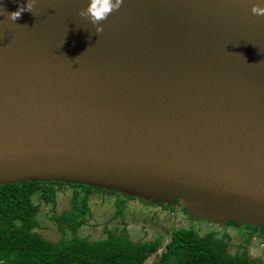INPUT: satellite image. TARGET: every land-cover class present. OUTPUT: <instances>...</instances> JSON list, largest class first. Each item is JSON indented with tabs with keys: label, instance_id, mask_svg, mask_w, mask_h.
<instances>
[{
	"label": "water",
	"instance_id": "95a60500",
	"mask_svg": "<svg viewBox=\"0 0 264 264\" xmlns=\"http://www.w3.org/2000/svg\"><path fill=\"white\" fill-rule=\"evenodd\" d=\"M0 0V186L83 185L264 244V15L256 0Z\"/></svg>",
	"mask_w": 264,
	"mask_h": 264
},
{
	"label": "trees",
	"instance_id": "16d2710c",
	"mask_svg": "<svg viewBox=\"0 0 264 264\" xmlns=\"http://www.w3.org/2000/svg\"><path fill=\"white\" fill-rule=\"evenodd\" d=\"M59 195L68 198V206L57 214ZM94 196L111 198L120 220L126 216L128 203L136 201L116 192L58 182L0 186V264H144L154 255L157 264H263L245 252L229 253L225 229L240 228L258 235L257 228L233 221L220 227L221 238L215 232L202 235L184 228L146 241H134L116 230H106L97 240L80 237L78 231L91 215L89 201ZM45 207L52 212L50 220L60 234L58 240L40 233L39 215Z\"/></svg>",
	"mask_w": 264,
	"mask_h": 264
},
{
	"label": "rangeland",
	"instance_id": "374dc122",
	"mask_svg": "<svg viewBox=\"0 0 264 264\" xmlns=\"http://www.w3.org/2000/svg\"><path fill=\"white\" fill-rule=\"evenodd\" d=\"M68 206V198L60 196L57 198L56 212L60 214ZM91 215L87 222L79 229L78 235L89 240H97L105 236L106 230H116L125 233L134 241H146L156 238L158 234H167L174 229L198 230L202 235L216 233L219 238L222 229L205 221H188L187 216L175 215V212L163 208H145L141 203H128L125 218L120 220L115 216L112 199L105 197H92L89 201ZM52 212L49 208L42 209L39 215L41 226L40 233L46 238L58 240L60 234L51 218ZM186 215V213H185ZM176 216V217H175ZM127 227V228H125ZM229 235V253H247L249 257H258L264 264V244L256 234L249 235L244 229H225ZM158 256L150 257L144 264H157Z\"/></svg>",
	"mask_w": 264,
	"mask_h": 264
},
{
	"label": "clouds",
	"instance_id": "9594fccd",
	"mask_svg": "<svg viewBox=\"0 0 264 264\" xmlns=\"http://www.w3.org/2000/svg\"><path fill=\"white\" fill-rule=\"evenodd\" d=\"M123 0H87L84 8L77 11L79 17L87 19L93 25L94 33L99 35L103 31L102 21L105 20L110 13L118 10ZM37 0H24L18 4L15 11L7 12L8 20L16 22L24 12H32L36 6ZM250 12L253 15H264V0H256L250 6Z\"/></svg>",
	"mask_w": 264,
	"mask_h": 264
},
{
	"label": "flooded vegetation",
	"instance_id": "af4514ba",
	"mask_svg": "<svg viewBox=\"0 0 264 264\" xmlns=\"http://www.w3.org/2000/svg\"><path fill=\"white\" fill-rule=\"evenodd\" d=\"M136 200V199H135ZM138 200H136V201H132V203H136ZM141 202V201H140ZM145 208H160L159 206H161V205H157V206H151V205H146V204H144L143 202L141 203ZM177 206L178 205H174L173 204V202H172V204L169 206V207H164V206H162V207H164V208H167L166 210L168 211H170V212H175V215L177 216V215H182L183 217H186V215H185V211H179V212H177L175 209L177 208ZM175 216V217H176ZM188 218V217H187ZM188 221H194V220H191V219H187ZM125 228H127V227H125ZM169 233H167L166 235L165 234H163V233H160V234H158V236H162V237H166L167 235H168Z\"/></svg>",
	"mask_w": 264,
	"mask_h": 264
}]
</instances>
